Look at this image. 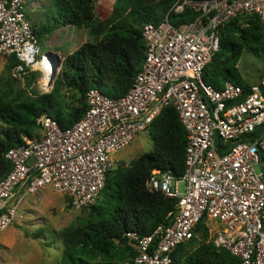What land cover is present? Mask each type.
<instances>
[{
    "label": "built area",
    "instance_id": "obj_1",
    "mask_svg": "<svg viewBox=\"0 0 264 264\" xmlns=\"http://www.w3.org/2000/svg\"><path fill=\"white\" fill-rule=\"evenodd\" d=\"M27 9V0H0V56L15 55L19 75L42 72L40 61L51 58ZM186 12L190 20L173 21ZM253 15L264 22V0H175L163 20L145 23V58L124 95L93 86L85 114L72 126L45 112L37 118L41 136L7 150L12 169L0 180V233L24 197L47 185L75 208L93 205L115 167L113 154L173 106L188 133L185 172L175 177L155 169L147 185L176 198V208L171 224L149 235L126 233L138 250L133 264H177L175 251L195 236L202 219L219 222L212 228L217 246L242 264H264V68L248 89L231 81L217 88L203 77L219 50L221 27ZM41 84L50 91L43 72Z\"/></svg>",
    "mask_w": 264,
    "mask_h": 264
},
{
    "label": "trees",
    "instance_id": "obj_2",
    "mask_svg": "<svg viewBox=\"0 0 264 264\" xmlns=\"http://www.w3.org/2000/svg\"><path fill=\"white\" fill-rule=\"evenodd\" d=\"M174 1L116 0L111 16L103 20L96 14V0H53L47 23L44 19L35 24L31 20L38 41L62 25L86 29L91 40L64 57L59 79L49 93H40L32 87L37 71L31 72L27 80L29 90L18 88L13 78L6 82L2 79L0 180L12 169L5 155L7 150L24 143V137L41 136L37 124L41 114L47 112L62 127H70L85 114L86 93L91 87H103L105 93L114 97L129 90L145 58L143 25L163 20ZM191 18L189 12L172 15L176 23ZM220 34L219 50L204 71L205 81L217 88L231 81L248 89L250 84L237 65L246 50L264 57V22L255 15L244 20L237 17L225 23ZM11 60L14 66L18 63L15 55ZM149 134L153 149L141 153L129 164L113 167L102 196L89 206L90 216L61 230L64 243L61 264H133L138 250L126 233L149 235L159 225L172 223L177 199L150 189L147 183L155 169L175 177L184 174L188 133L177 110L169 106L156 117ZM174 258L177 264H242L239 257L210 239L205 219L198 224L190 246L179 245Z\"/></svg>",
    "mask_w": 264,
    "mask_h": 264
},
{
    "label": "rangeland",
    "instance_id": "obj_3",
    "mask_svg": "<svg viewBox=\"0 0 264 264\" xmlns=\"http://www.w3.org/2000/svg\"><path fill=\"white\" fill-rule=\"evenodd\" d=\"M102 1L104 0H96V5H99ZM113 1H107L110 7L108 12L100 16L103 20L111 16L114 6ZM52 2L53 0H27V12L34 24L41 19H44L45 23L48 22L47 16ZM54 38L44 36L39 40V45L44 53L53 52L51 53V59L55 65V73L50 91L46 92L41 84L42 72L40 70H29L24 75L16 74L10 55L0 56V83H3L2 79L6 82L8 79L11 81V78H13L18 88L29 90L27 80H29L31 72L37 71L39 74L37 79L32 81V87H35L40 93L51 92L59 79L64 53L73 50L74 46H80L85 41L91 40L84 28L76 30L66 28V30L61 31V40L64 44L61 48L62 51H59ZM237 66L241 76L247 83H255L259 81L264 68V57H259L254 52L246 50ZM101 89L105 90L103 87ZM64 91L66 92V90ZM152 149L153 139L148 129L134 138L127 147L113 154L114 164L115 166L129 164L141 153ZM180 188L183 191V183H181ZM102 194L103 192H101L100 197ZM19 195L20 192L16 194V199ZM89 216V206L73 207L68 198L57 193L52 185H47L45 189H41L35 194H29L24 197L14 221L5 231L0 233V264H61L64 250L61 230L69 225H78ZM205 224L209 228L210 239L212 240L215 234L214 231H216L212 228H219V222L206 219ZM197 239L200 240V236ZM186 244L190 246V241Z\"/></svg>",
    "mask_w": 264,
    "mask_h": 264
},
{
    "label": "crops",
    "instance_id": "obj_4",
    "mask_svg": "<svg viewBox=\"0 0 264 264\" xmlns=\"http://www.w3.org/2000/svg\"><path fill=\"white\" fill-rule=\"evenodd\" d=\"M108 2H111V0H107ZM107 1H102V3H100L99 5H96V14L100 17L102 16L104 13L108 12L109 9V4L107 3ZM101 18V17H100ZM102 19V18H101ZM66 28H70V30H76L77 28H75L72 25H62L59 28H56L52 34L47 35V37H55L54 40L57 42L56 47L58 48L59 51H62L61 48L63 47V41L61 40V31L66 30ZM52 39V38H49ZM78 46H74L73 50L69 51L68 53H64V57L68 54H70L71 52H73ZM51 53H53L52 51H49Z\"/></svg>",
    "mask_w": 264,
    "mask_h": 264
},
{
    "label": "bare ground",
    "instance_id": "obj_5",
    "mask_svg": "<svg viewBox=\"0 0 264 264\" xmlns=\"http://www.w3.org/2000/svg\"><path fill=\"white\" fill-rule=\"evenodd\" d=\"M53 61L50 57H45V61L41 60L40 61V67L43 72V78L45 82H52L53 79Z\"/></svg>",
    "mask_w": 264,
    "mask_h": 264
},
{
    "label": "water",
    "instance_id": "obj_6",
    "mask_svg": "<svg viewBox=\"0 0 264 264\" xmlns=\"http://www.w3.org/2000/svg\"><path fill=\"white\" fill-rule=\"evenodd\" d=\"M55 71V69H53V72ZM55 73V72H54Z\"/></svg>",
    "mask_w": 264,
    "mask_h": 264
}]
</instances>
